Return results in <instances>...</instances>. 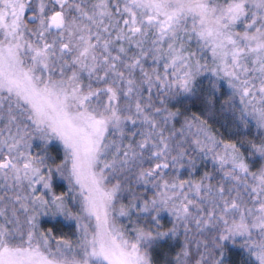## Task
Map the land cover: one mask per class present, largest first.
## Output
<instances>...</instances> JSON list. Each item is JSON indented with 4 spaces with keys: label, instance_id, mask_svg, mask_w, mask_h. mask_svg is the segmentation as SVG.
I'll use <instances>...</instances> for the list:
<instances>
[{
    "label": "snow or ice",
    "instance_id": "obj_1",
    "mask_svg": "<svg viewBox=\"0 0 264 264\" xmlns=\"http://www.w3.org/2000/svg\"><path fill=\"white\" fill-rule=\"evenodd\" d=\"M0 264H264V0H0Z\"/></svg>",
    "mask_w": 264,
    "mask_h": 264
}]
</instances>
